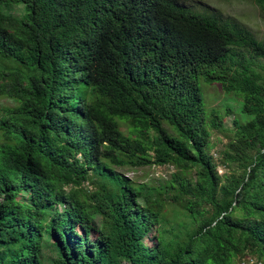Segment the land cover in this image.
Here are the masks:
<instances>
[{"label":"trees","instance_id":"trees-1","mask_svg":"<svg viewBox=\"0 0 264 264\" xmlns=\"http://www.w3.org/2000/svg\"><path fill=\"white\" fill-rule=\"evenodd\" d=\"M202 81L250 117L220 151L230 173ZM0 97V264L264 262V40L237 22L178 0H0ZM166 165L156 187L117 170Z\"/></svg>","mask_w":264,"mask_h":264},{"label":"rangeland","instance_id":"rangeland-1","mask_svg":"<svg viewBox=\"0 0 264 264\" xmlns=\"http://www.w3.org/2000/svg\"><path fill=\"white\" fill-rule=\"evenodd\" d=\"M182 5L199 13L219 12L224 19H230L237 22L241 27L251 31L258 39L264 40V18L256 5L255 0H178ZM204 103L209 115L212 111L219 112L220 118L224 121L225 131H219L210 127L211 138L209 153L213 155L215 163L218 165L220 174L230 169L222 166L220 151L223 150L233 137V120L240 119L247 122L250 117L242 112V100L235 94H228L218 84H207L201 82ZM14 101L0 97V113L6 107H12ZM120 129L127 134L128 127L120 124ZM117 170L126 174L133 181L147 184L148 187L159 186L160 183L170 179L173 174L180 170L174 165L166 166H148L138 169L130 167H119ZM90 188L92 186H89ZM174 214L170 211V215ZM181 221V219H180ZM234 264H264L254 256H239Z\"/></svg>","mask_w":264,"mask_h":264},{"label":"built area","instance_id":"built-area-1","mask_svg":"<svg viewBox=\"0 0 264 264\" xmlns=\"http://www.w3.org/2000/svg\"><path fill=\"white\" fill-rule=\"evenodd\" d=\"M86 188H90L88 183H87V185H86Z\"/></svg>","mask_w":264,"mask_h":264}]
</instances>
